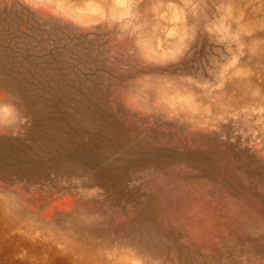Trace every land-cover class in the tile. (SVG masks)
Listing matches in <instances>:
<instances>
[{
  "label": "rangeland",
  "instance_id": "obj_1",
  "mask_svg": "<svg viewBox=\"0 0 264 264\" xmlns=\"http://www.w3.org/2000/svg\"><path fill=\"white\" fill-rule=\"evenodd\" d=\"M0 264H264V0H0Z\"/></svg>",
  "mask_w": 264,
  "mask_h": 264
}]
</instances>
